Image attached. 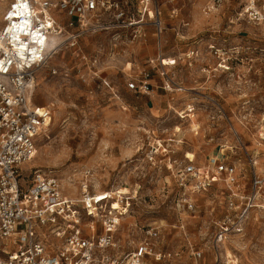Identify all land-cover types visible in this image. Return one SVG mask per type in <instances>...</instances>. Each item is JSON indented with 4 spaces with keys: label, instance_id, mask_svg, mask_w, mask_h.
I'll use <instances>...</instances> for the list:
<instances>
[{
    "label": "rangeland",
    "instance_id": "obj_1",
    "mask_svg": "<svg viewBox=\"0 0 264 264\" xmlns=\"http://www.w3.org/2000/svg\"><path fill=\"white\" fill-rule=\"evenodd\" d=\"M156 2L162 32L141 31L125 48L127 63H100L101 75L95 78L64 50L37 74L33 104L49 107L51 120L24 169L26 174L34 169L50 173L72 200L80 198L85 186L90 196L118 192L128 198L130 206L114 234L118 256L124 258L146 231L155 229L163 251L178 257L161 263L149 258L148 264H215L210 225L221 216L227 192L203 191L201 208L187 211L178 205L167 160L184 161L187 152L202 169L209 166L206 158L223 152L240 171L237 203L244 204L252 193L251 166L243 150L255 158V172L264 180V21L257 25L238 16L245 0H226L213 10H208L210 0ZM104 35L83 37L80 48L89 55L105 54ZM149 39L152 54L141 59ZM158 57L168 59L165 63L176 59L165 72L184 91H161L157 99L141 100L145 95L127 89L128 62L142 67L151 59L157 65ZM152 102L160 107L153 108ZM181 112L189 119L181 120ZM158 140L171 152L149 161L147 154ZM219 264H264V182L242 233L221 244Z\"/></svg>",
    "mask_w": 264,
    "mask_h": 264
},
{
    "label": "built area",
    "instance_id": "obj_2",
    "mask_svg": "<svg viewBox=\"0 0 264 264\" xmlns=\"http://www.w3.org/2000/svg\"><path fill=\"white\" fill-rule=\"evenodd\" d=\"M224 1L210 0L208 10ZM238 16L259 25L264 21V5L245 0ZM69 19L67 26L62 24ZM162 25L156 0H0V264H147L149 258L161 262L178 257L157 249L160 234L155 229L146 231L124 258L118 256L114 234L130 206L128 198L122 199L118 192L90 196L85 186L80 198L72 200L50 173L34 169L26 174L24 169L35 158L38 139L51 120L49 107L33 104L37 74L51 59L63 49L70 50L89 75L99 78L101 54L84 52L79 44L83 37L104 33L105 54L113 58L146 28L160 35ZM164 66L160 60L162 89L182 92ZM50 72L56 74L55 69ZM150 79L149 71H140L127 89L148 94ZM154 144L147 154L149 161L170 154L163 142ZM243 153L251 166L252 188L244 204L235 202L240 191L235 164L215 157L201 169L186 155L184 161L170 156L167 160L179 191L178 205L187 211H195L192 196L216 183L227 192L225 214L210 225L215 264H219L221 244L242 233L248 210L263 187V178L255 172L257 161L246 150Z\"/></svg>",
    "mask_w": 264,
    "mask_h": 264
},
{
    "label": "crops",
    "instance_id": "obj_3",
    "mask_svg": "<svg viewBox=\"0 0 264 264\" xmlns=\"http://www.w3.org/2000/svg\"><path fill=\"white\" fill-rule=\"evenodd\" d=\"M173 14H175L174 13V11H172L171 12V15L173 16ZM163 20V19H162ZM146 29H148V30H150V29H152L151 27H149V28H146ZM153 30V29H152ZM154 33V32H153ZM154 35H155V33H154ZM90 37V36H89ZM103 38H104V40H105V42H106V44H105V46H106V49H108V39L106 38V35H104L103 36ZM83 39V38H82ZM81 39V40H82ZM130 44V43H129ZM132 44V43H131ZM127 46H125V47H123V48H120V49H118V54H117V56L116 57H113V58H110L109 56H106V54H102V55H100V57H101V59H100V62L98 63V65L100 64V63H120V62H125V63H127V61H128V52H127V50L125 49ZM125 49V50H124ZM152 41L149 39L148 41H145L144 42V48L142 49V58L141 59H144V58H146V57H149L151 54H152ZM108 51V50H107ZM63 52H64V49L61 51V53H58V54H63ZM62 57L64 56V55H61ZM131 56V55H130ZM160 57V56H159ZM157 58V65L155 64V60H151V59H149V60H147L146 61V63H145V65L144 66H142V67H140L139 65L138 66H134V63H136V62H133V61H129L128 62V65L130 64L132 67L129 69V71H130V74L128 75L129 77H128V81H130L131 79H134L135 77H137L138 75H139V73H140V71H149L150 73H151V79H150V84H151V87H152V89H151V92H149L148 94H138V95H140L141 97H142V95H145V97L144 98H140L141 100H154V99H157L158 98V93L159 92H161V91H163V92H165V93H172V92H166V91H164L163 89H162V87H161V84H162V79H161V77L158 75V65H159V63H160V60H163V63L166 65V66H164L163 68H164V70L166 69V68H169V69H172V67H174L175 65H176V59H170V61L168 62V63H165L164 62V60H168V59H165V58ZM141 59H140V61H141ZM135 61H137V60H135ZM98 65H97V69H98ZM157 69V71H155ZM100 75L101 74H99V77H100ZM175 81L178 83V85L181 87V84L178 82V79L175 77ZM182 88V87H181ZM183 89V88H182ZM183 91H184V89H183ZM182 91V92H183ZM176 92H180V91H176ZM147 103V102H146ZM153 103V102H152ZM152 106H153V108H155V107H160V104L158 105V106H155L154 105V103L152 104ZM181 106H183V104L181 105ZM44 107H47V106H44ZM158 109V108H157ZM157 109H155V110H157ZM183 116H185V117H183ZM186 116H188V117H186ZM178 117L181 119V120H183V119H189V117H190V114H185L184 112H181L179 115H178ZM177 127H175V129H176ZM175 132H177V131H175ZM173 140L172 139H168V142H172ZM163 143H164V141H162ZM179 142V141H178ZM178 142L177 141H173V143L174 144H178ZM222 151V150H221ZM187 153V152H186ZM186 153L184 154V157H185V155H186ZM222 154L223 153H219L218 154V156H215V157H218V158H220V159H225V160H227L224 156H222ZM215 157H209V158H206L207 160L209 159H212V158H215ZM192 162L195 164V159L194 160H192ZM209 162V161H208ZM195 166H197L196 164H195ZM198 167V166H197ZM202 169H204V168H202ZM218 188H221V189H224L223 188V186L220 184V183H216L215 185H213V187L211 188V189H218ZM199 196L201 197V195H199V194H197V195H194L193 196V198H194V203H195V211L194 212H197V209H199V208H201V205H200V203H199ZM212 210H211V212H213L214 211V208H211ZM224 209H225V203H224V207L222 208V213H221V216H219V217H214V218H221L224 214H225V211H224ZM157 249L159 250V251H163V248L161 247V245H160V242H159V244H158V246H157ZM164 252V251H163ZM161 262H164V261H161ZM161 262H158V263H161ZM147 264H148V262H147Z\"/></svg>",
    "mask_w": 264,
    "mask_h": 264
},
{
    "label": "bare ground",
    "instance_id": "obj_4",
    "mask_svg": "<svg viewBox=\"0 0 264 264\" xmlns=\"http://www.w3.org/2000/svg\"><path fill=\"white\" fill-rule=\"evenodd\" d=\"M50 123V122H49ZM49 125V124H48ZM263 136V135H262ZM127 213V212H126Z\"/></svg>",
    "mask_w": 264,
    "mask_h": 264
}]
</instances>
